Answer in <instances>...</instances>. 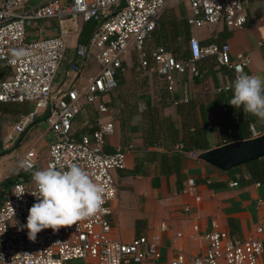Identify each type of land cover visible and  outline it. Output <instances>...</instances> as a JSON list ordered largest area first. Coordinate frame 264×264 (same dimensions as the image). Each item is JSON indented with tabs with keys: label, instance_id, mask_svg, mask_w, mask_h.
Returning <instances> with one entry per match:
<instances>
[{
	"label": "built area",
	"instance_id": "2783aa9c",
	"mask_svg": "<svg viewBox=\"0 0 264 264\" xmlns=\"http://www.w3.org/2000/svg\"><path fill=\"white\" fill-rule=\"evenodd\" d=\"M0 0V64L9 69V77L0 80V103H30L32 108L14 124L20 135L34 122L39 113H45L48 132L53 140L47 149L45 168L67 169L75 163L85 170L94 182L106 188L103 208L96 216L82 219L71 226L42 230L34 241L26 230H18L26 222L28 210L36 198L32 174L40 169L36 146L32 145L21 156L16 177L8 197L0 196V254L5 264H142L153 261L161 264V236L168 232L165 221L153 227L149 236H138L125 243L111 237L110 204L117 195L113 171L124 168L126 152L130 147H117L104 152L105 140L114 133V124L105 120L108 112L105 97L118 86V75L123 69L124 57L133 52L138 69L154 71L174 91L175 75H198L197 64L212 57L219 68L232 73V81L240 69L245 74L251 60L247 54L230 56L228 44L200 45L196 37L188 42L189 57L176 59L164 47L146 51V42L158 26L168 0ZM252 0H188L190 16L186 22L195 30L222 24L228 29H241L247 22L246 6ZM47 21H54L55 35H46L38 29L30 39V29ZM94 22L97 28L85 44L76 42L68 71L79 77L93 57L97 72L84 82L76 79L56 86V77L65 60L69 39H78L81 26ZM264 78V69H263ZM228 86L223 88L227 90ZM86 106L94 107V123L84 121V128L93 129L77 138L73 122ZM142 107H139L141 110ZM251 135L258 134L250 127ZM178 153L191 160L198 153L185 152L178 145ZM242 177V176H241ZM245 180L247 176H243ZM238 183H229L236 187ZM258 187L259 184L256 183ZM195 182L187 181L183 192H194ZM23 192V194H21ZM21 194V195H20ZM20 195V196H19ZM197 201L199 198L196 199ZM264 199H258L261 204ZM13 209V212H12ZM185 212L189 209L185 208ZM18 221V224H14ZM264 234L263 226L256 229ZM192 237L203 243L191 257L174 246L165 264H261L264 240L232 236L216 225L201 231L198 224L191 226ZM177 234L176 238H180Z\"/></svg>",
	"mask_w": 264,
	"mask_h": 264
},
{
	"label": "crops",
	"instance_id": "0c3cea01",
	"mask_svg": "<svg viewBox=\"0 0 264 264\" xmlns=\"http://www.w3.org/2000/svg\"><path fill=\"white\" fill-rule=\"evenodd\" d=\"M246 15L247 22L241 29L216 24L195 30L186 22L190 16L188 0H168L145 49L150 51L161 46L175 58L185 60L189 57L191 37H196L200 45L226 43L232 58L247 54L251 60L247 71L263 78L264 0L248 2ZM39 28L46 35L57 33L55 22L47 21L30 29V39L36 37ZM174 40L178 45L172 47ZM76 42L77 38L71 36L65 60L56 77L57 87L62 81L67 84L76 79L84 82L97 72L96 63L90 57L79 77L69 73ZM197 68L198 75L176 74L171 93L156 72L146 70L142 73L136 55L129 52L124 57V70L118 75L117 88L104 98L108 108L104 118L114 124V133L105 140L104 152L130 147L124 168L112 173L117 195L110 204L111 237L128 243L138 236H149L158 222L165 221L169 230L161 236V253L164 255L161 264L168 261L174 246L191 257L203 245L192 237L191 226L194 224H198L202 232L216 225L232 236L264 240V234L256 233L257 227L264 228V202L258 203V199H264V183L252 181L246 174L245 165L237 167L238 171L234 173L230 172L236 168L220 171L199 159L191 160L175 149L181 145L185 152L200 154L233 142L226 138L227 134L220 132V125L227 121L225 103L227 97L232 96V91L223 88L231 82L232 73L217 67L212 57L199 62ZM9 73V69L0 64V80L9 77ZM31 108L30 103H0L2 197L10 195L11 187L20 175L18 162L32 145L39 154L40 169L45 168L48 145L53 140L45 113H39L22 134L13 131L14 124ZM237 110V114H230L233 123L251 115L244 112L243 117V110ZM95 118L94 107H84L73 122L76 136L90 133L92 129L84 128L83 123L86 120L94 123ZM258 119L254 129L260 136L264 129H261L262 120ZM253 138L256 137L250 131L249 139ZM190 179L195 182V191L184 193ZM233 181L238 183L236 187L229 186ZM185 208L189 211L185 212ZM177 234L181 237L176 238ZM260 263L264 264V250ZM142 264L155 263L148 260Z\"/></svg>",
	"mask_w": 264,
	"mask_h": 264
},
{
	"label": "clouds",
	"instance_id": "9594fccd",
	"mask_svg": "<svg viewBox=\"0 0 264 264\" xmlns=\"http://www.w3.org/2000/svg\"><path fill=\"white\" fill-rule=\"evenodd\" d=\"M237 71L239 74L229 83L232 97L228 104L264 120V78L245 74L240 69ZM32 180L37 189L36 202L29 208L26 222L18 229L26 230L29 240L34 241L42 230L55 232L106 211L103 208L106 188L94 182L75 163L67 169L37 170L32 174ZM0 264H5L2 254Z\"/></svg>",
	"mask_w": 264,
	"mask_h": 264
},
{
	"label": "trees",
	"instance_id": "16d2710c",
	"mask_svg": "<svg viewBox=\"0 0 264 264\" xmlns=\"http://www.w3.org/2000/svg\"><path fill=\"white\" fill-rule=\"evenodd\" d=\"M97 28V25L94 22H88L84 23L81 26L77 42L80 44H85L90 36V34ZM168 51V50H167ZM169 52V51H168ZM177 59V58H176ZM232 81V78H231ZM226 91H231L229 85L228 89ZM230 94V93H229ZM230 97H227V100L229 101L231 99ZM225 110H226V123H223L220 125V132L223 134H227L226 138L230 141H237V140H246L250 138V127H253V129L256 126L255 121L258 119V117L254 115L245 116L242 121L241 119L233 123L234 121L230 120V114H237L238 110L231 107L228 102L225 103ZM242 116L244 117V111H242ZM261 120V119H258ZM263 126L261 129H264V120H262ZM93 128L91 132L94 130ZM262 129V130H263ZM255 131V129H254ZM264 131V130H263ZM262 132V131H261ZM80 137V136H78ZM77 137V138H78ZM238 171L236 168L235 170H232L230 173H234ZM245 171L246 174L250 177V179L254 182L258 183H264V158H260L257 160H254L248 164L245 165Z\"/></svg>",
	"mask_w": 264,
	"mask_h": 264
},
{
	"label": "water",
	"instance_id": "95a60500",
	"mask_svg": "<svg viewBox=\"0 0 264 264\" xmlns=\"http://www.w3.org/2000/svg\"><path fill=\"white\" fill-rule=\"evenodd\" d=\"M260 158H264V132L256 138L226 143L198 155L199 160L225 172Z\"/></svg>",
	"mask_w": 264,
	"mask_h": 264
},
{
	"label": "rangeland",
	"instance_id": "374dc122",
	"mask_svg": "<svg viewBox=\"0 0 264 264\" xmlns=\"http://www.w3.org/2000/svg\"><path fill=\"white\" fill-rule=\"evenodd\" d=\"M41 2V0H35L33 1L31 4L32 5H35V4H39ZM165 30V29H164ZM177 44L178 45V42L174 40L173 44H172V47H174V45ZM76 262H79V261H76ZM81 263V262H79Z\"/></svg>",
	"mask_w": 264,
	"mask_h": 264
}]
</instances>
